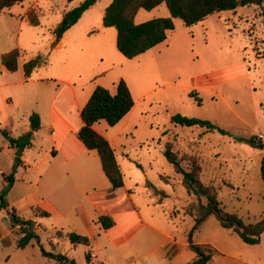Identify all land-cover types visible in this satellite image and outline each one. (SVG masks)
<instances>
[{
    "label": "rangeland",
    "instance_id": "374dc122",
    "mask_svg": "<svg viewBox=\"0 0 264 264\" xmlns=\"http://www.w3.org/2000/svg\"><path fill=\"white\" fill-rule=\"evenodd\" d=\"M84 1L24 0L0 13V56L18 49L21 62H25L47 46L52 52L56 51V42H50L55 37V29L66 12ZM112 2L99 0L72 28L70 36L64 38L63 47L57 53L60 59L67 61L65 73L68 74L56 73L62 69L57 59L48 70H43L44 73H55L54 76L75 84L72 86L80 104H86L97 87L114 94L118 82H126L134 100L131 112L114 127L100 121L95 128L111 143L126 186L143 213L161 216L162 221L170 223L167 227L174 235L189 240L195 218L186 216L183 211L197 204V199L188 195L181 177L164 155L166 146L171 144L179 159L198 160L202 166V182L218 190L225 213L236 214L246 226L256 227L264 219V5L214 14L191 27L175 19V29L165 42L128 59L117 49L116 29L103 27L105 11ZM32 9L38 13L39 26H31L18 16ZM169 17V9L162 4L151 11L140 10L135 23ZM70 70H80L82 77L68 76ZM62 82L41 86L44 99L38 107H33L32 101L23 95L14 97V105L0 103V124L12 137L26 132L25 121L32 110L38 108L44 114L41 129L34 133L32 147H26L21 157H17V153L23 147H12L0 132V191L6 185L3 174L12 173L15 167L16 182L8 194L10 209L40 226L41 243L46 250L67 255L69 240L57 233L75 232L71 220H76L78 213L83 219V207L90 216L94 215L88 196L82 192V182L71 184L74 186L68 189L76 201L74 216L61 219L34 215L43 198L39 178L50 167L52 149L56 141H60L48 120L50 107L55 102L53 93L58 88L64 99L56 101V105L81 126L76 104L72 99L65 101L71 96V89ZM31 87L33 84L24 89L30 91ZM175 114L210 121L228 134L207 131L200 126L173 125L171 117ZM8 121L11 126L6 125ZM252 138H256L255 145L250 143ZM16 158L21 159L19 164ZM58 159L55 164L60 166L62 156ZM182 165L188 169L190 162L184 161ZM101 175L107 181L104 173ZM147 183L167 194L163 204L155 206ZM4 217L6 214H0V223ZM7 218L10 219L8 215ZM17 236L13 234L0 245V264H58L45 259L36 242L25 250L18 249L14 243ZM261 239L259 246L250 248L264 258V232ZM53 240L59 244L53 246L50 243ZM193 240H214L228 250L235 249L236 245L247 247L238 236L222 228L215 214L206 219ZM148 247L134 246V258L123 253L119 264H144L142 254L151 250L146 249ZM101 248L102 254H109V249L104 252V247ZM89 252L85 246H77L71 254L82 264Z\"/></svg>",
    "mask_w": 264,
    "mask_h": 264
},
{
    "label": "trees",
    "instance_id": "16d2710c",
    "mask_svg": "<svg viewBox=\"0 0 264 264\" xmlns=\"http://www.w3.org/2000/svg\"><path fill=\"white\" fill-rule=\"evenodd\" d=\"M72 1V0H69ZM99 0H85L78 7H75L63 15L61 23L55 29V42L59 43L65 33L75 26L82 16L92 8ZM24 0H0V13L12 7L22 4ZM165 4L170 11L169 18H154L143 24H136L135 19L140 10L151 11L160 5ZM264 0H113L106 9L103 17V27L115 28L117 31V49L128 59H134L149 50L165 42L168 34L175 29V19L181 20L185 26L191 27L207 17L226 11H235L239 7L257 6L263 7ZM26 20L31 26H39L40 20L38 13L33 9L25 15ZM21 51L11 50L2 54L1 63L9 72H16L19 68ZM48 55L38 53L31 57L23 65L25 79L28 80L37 69L48 66ZM196 100L201 103L198 97ZM134 107V100L131 91L125 81L120 80L116 85V92L97 87L85 107L81 111L83 126L77 133L78 139L89 151L97 152L102 170L109 180L113 190L121 189L124 186V177L117 162L115 151L110 142L97 131L93 126L105 121L109 126H116ZM33 132L41 128L40 117L32 114L30 117ZM173 125L193 127L200 126L207 131L219 132L222 135L228 133L216 124L189 118L180 114L171 117ZM0 132L9 141L12 147L17 149L31 147L33 132H29L20 138H13L8 131L0 127ZM256 138H252L250 143L255 145ZM167 161L174 167L175 173L181 177L182 185L190 197L197 199V204H191L184 208V214L195 218V225L189 232L190 248L197 254V260L191 264H209L213 256L218 252L210 246L196 245L193 242V235L201 228L206 219L215 214L220 221L222 228L229 231L232 235L238 236L248 245H258L264 232V219L256 227L246 226L236 214L225 213L221 202L218 199V190L214 186H207L201 180L202 166L197 159H179L174 152L173 146L168 144L164 151ZM17 164L20 158H16ZM184 161H189L190 166L185 169L182 165ZM16 168L12 173L3 174L6 185L0 191V213H7L14 226H20L23 236L17 241L18 249H25L33 242L40 246L41 255L44 258L54 260L58 264H78L75 259L47 251L41 244L40 237L36 232L35 222L21 218L14 209H10L8 194L16 182ZM262 175L264 178V157L262 160ZM147 187L161 199L167 198V194L158 191L155 186L147 183ZM205 200V203L203 202ZM38 215L49 217V213L39 212ZM104 229L114 226L115 222L110 216L99 218ZM68 238L73 245H90V239L77 233L68 234ZM87 262H91V254H86Z\"/></svg>",
    "mask_w": 264,
    "mask_h": 264
},
{
    "label": "crops",
    "instance_id": "0c3cea01",
    "mask_svg": "<svg viewBox=\"0 0 264 264\" xmlns=\"http://www.w3.org/2000/svg\"><path fill=\"white\" fill-rule=\"evenodd\" d=\"M25 14L18 16L26 20ZM72 28L65 33L59 43L54 44V49H56V51L52 52L47 46L42 52H39L48 55L49 64L44 68L35 70L28 80L25 79L23 65L31 57L25 60V62H21V59H19V68L16 72H9L2 63L0 65V103H4L8 106L14 105V97L18 96L20 98V95H23L29 99V102L32 101L31 104H34L32 105L33 107H38L39 102L44 99V91L41 86H51V84L57 85L59 81L62 82L64 79L62 83L66 84L67 87H70L72 92L71 96L65 101L69 102L70 99L74 101L81 122V126H78V123L69 118L64 110L56 105V101L61 98L64 99L61 88H58L53 93L52 100L54 99L53 101L55 102L50 107V117L48 120L49 124L54 129L53 133L60 139V141H56V144L52 149V158L49 159L50 167L47 168L39 178V184L41 186L40 194L43 198L38 202L34 211L35 217L50 218L55 216L61 219H68L74 216V211L76 209L74 205L76 204V201L73 200L72 194L68 189L74 186L71 184H76L78 181H81L82 192L88 196L89 203L94 210V215L90 216L86 208L83 207V219H81V216L78 213L74 217L76 220H71L72 225L75 227L74 229H76L75 232L63 233L62 231H59L57 234L61 233L62 235L58 236H65L68 238V234L77 233L88 237L90 239V245H73L68 238L70 252L67 253V256L69 255L70 258L74 259L71 254L73 248L77 246H85L90 251L91 262H87L85 258V262L82 264H119L121 260L123 261V253L128 257L134 258V254H136L134 246H138V248L139 246H149L151 250L142 254L144 264L193 263L197 260V254L191 250L189 240L186 241L185 239L178 238L174 235L172 233L173 231L171 232L167 227L170 223H168V221H162L161 216L156 217V215H150L146 212L143 213L136 205L125 181L124 186L121 189L113 190L105 174L104 176L107 181L103 179V175L101 174L104 172L97 152L87 150L77 137L78 131L83 126L81 111L87 102L86 104L85 102L80 104L77 91L75 90V87L72 86L75 84H71L65 78H61L60 76H54L55 73H44L45 71L43 70H48L57 59V63L62 69L56 73L59 75V73L63 71V74H68L67 72L65 73L68 69L67 61L60 59L57 51L62 49L64 38L70 36ZM50 42H55V37L50 40ZM70 69H73V67ZM70 71L71 75L69 74L68 76L74 77L77 75L79 78L82 77L80 70ZM29 84H33V87L29 89L30 91H26L24 88ZM32 114H37L40 117L42 127L44 114L38 108L37 110H32ZM32 114L30 113L29 119L25 121L26 132L22 136L29 132H33L30 122ZM6 125L11 126L9 121ZM95 125L93 128L96 131ZM0 127L2 128L1 124ZM36 132H33V139L34 133ZM16 150L17 149L14 148V152ZM60 156H62V159L60 160L63 162H60V166H57L55 162L59 160L58 158ZM98 162H100V164ZM117 162L123 174V169L118 159ZM24 165L29 166V163L24 162ZM99 168L101 171H99ZM144 174L146 175L147 171H145ZM146 188L151 196L154 197L155 206L163 204L165 198L161 199L160 196L155 195L147 186ZM37 211L49 213L50 216L43 217L38 215ZM0 214H6V217H4L2 223H0V245L6 243L9 237H12L13 234L16 233L18 236L14 243L17 247V241L23 236L21 233V227L18 225L14 226L11 222V218H7V213ZM101 216H110L115 222L114 226L109 229H104L99 222ZM35 228L40 237V226H37L36 222ZM193 242L196 245L210 246L218 252V254L213 256L209 264H264V258L262 255L250 248L251 246H259L262 239L258 245H248L246 243L244 244L247 247L236 245V250H228L224 246H219L214 240H193ZM50 243L53 246L59 244L57 240H53ZM101 247H104V252L109 249V254H102L103 250ZM149 247L146 249H149Z\"/></svg>",
    "mask_w": 264,
    "mask_h": 264
},
{
    "label": "water",
    "instance_id": "95a60500",
    "mask_svg": "<svg viewBox=\"0 0 264 264\" xmlns=\"http://www.w3.org/2000/svg\"><path fill=\"white\" fill-rule=\"evenodd\" d=\"M261 148L263 147V145L260 146ZM24 150V148H21V151H19L17 153V157H21L22 156V151Z\"/></svg>",
    "mask_w": 264,
    "mask_h": 264
}]
</instances>
